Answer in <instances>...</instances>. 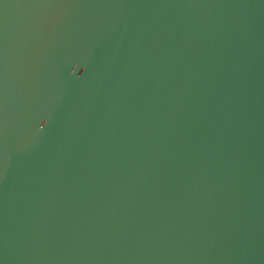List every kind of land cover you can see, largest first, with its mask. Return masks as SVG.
Returning <instances> with one entry per match:
<instances>
[{"label":"water","instance_id":"1","mask_svg":"<svg viewBox=\"0 0 264 264\" xmlns=\"http://www.w3.org/2000/svg\"><path fill=\"white\" fill-rule=\"evenodd\" d=\"M0 264H264V0H0Z\"/></svg>","mask_w":264,"mask_h":264}]
</instances>
